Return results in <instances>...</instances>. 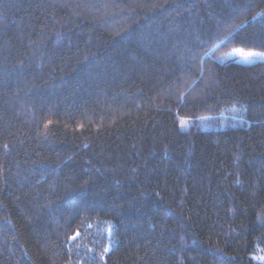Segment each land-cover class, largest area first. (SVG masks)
I'll list each match as a JSON object with an SVG mask.
<instances>
[{
	"label": "trees",
	"instance_id": "obj_1",
	"mask_svg": "<svg viewBox=\"0 0 264 264\" xmlns=\"http://www.w3.org/2000/svg\"><path fill=\"white\" fill-rule=\"evenodd\" d=\"M0 264H264V0H0Z\"/></svg>",
	"mask_w": 264,
	"mask_h": 264
},
{
	"label": "rangeland",
	"instance_id": "obj_2",
	"mask_svg": "<svg viewBox=\"0 0 264 264\" xmlns=\"http://www.w3.org/2000/svg\"><path fill=\"white\" fill-rule=\"evenodd\" d=\"M228 56L234 57L235 59L242 61V62H253L256 59H259L261 55L258 52H255L254 54H252L251 51L248 53L246 51L235 50L229 53ZM227 58H224V59H227Z\"/></svg>",
	"mask_w": 264,
	"mask_h": 264
},
{
	"label": "snow or ice",
	"instance_id": "obj_3",
	"mask_svg": "<svg viewBox=\"0 0 264 264\" xmlns=\"http://www.w3.org/2000/svg\"><path fill=\"white\" fill-rule=\"evenodd\" d=\"M77 235H79V233H77ZM73 239H75V237H73Z\"/></svg>",
	"mask_w": 264,
	"mask_h": 264
}]
</instances>
